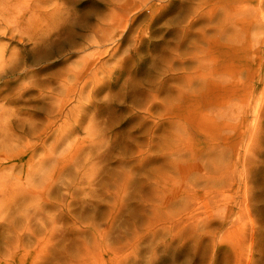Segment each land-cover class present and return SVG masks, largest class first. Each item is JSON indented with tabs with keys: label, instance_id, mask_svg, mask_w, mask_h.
<instances>
[{
	"label": "rangeland",
	"instance_id": "rangeland-1",
	"mask_svg": "<svg viewBox=\"0 0 264 264\" xmlns=\"http://www.w3.org/2000/svg\"><path fill=\"white\" fill-rule=\"evenodd\" d=\"M244 2L237 8L242 13L256 8L258 24L254 27L264 28L260 18L264 19L262 3ZM6 3L12 5L9 12ZM193 4H199V0ZM185 5L187 0H0V12L10 15L9 19L5 14L0 17V126L5 124V133L18 139L14 142L17 147H30L34 154L32 166H38L51 153L64 156L69 147H74L69 152L71 161L61 171L65 174L62 182H83L68 192L59 183L48 197V179L56 182L58 173L47 178L48 167L42 170L46 174L35 183V192L40 196L34 205L43 208L53 203L58 209L45 216L40 230L23 235L27 241L24 243L17 241L9 226L15 216V203L0 200V264L7 262L4 251L12 249L17 250L20 264H109L110 256L103 258L93 249V229L105 236L99 246L113 254L112 264H264V39L260 34L244 36L240 32L243 34L237 43H230L233 49L237 45L242 48L233 55L238 60L237 80L246 85L237 91V121L232 122H237L235 133L229 131L232 129H225L226 133L223 130V142L211 150L207 145L219 140L208 133L212 130H201L197 135L189 131L186 135L177 134L175 127L168 128L165 133L177 134L180 144L190 148L187 142L194 141L202 152L191 160L192 148L181 151L178 157L183 159V172L171 170L170 162L161 168L157 161L163 154L156 146V137L166 136L162 127L171 125L169 119L160 116L162 104L169 108L172 101L165 92L160 95L155 83L160 81L167 90L176 91L172 77L181 72V66L176 62L174 73L159 76L152 85L146 83V78L138 81L136 74L155 64L163 65L164 58L170 56L169 50L176 54L175 45L162 51L156 47L168 39L164 35L173 31L175 26L171 24ZM202 7L203 13L212 9ZM85 8L92 11L86 22L82 15ZM215 10L212 20L223 13L220 7ZM199 18L187 17L182 26L193 21L190 31L202 30L206 39H219L214 26L200 29L208 24V16L202 17L201 24ZM197 32L190 34L179 51L184 67L192 56L193 65L207 60V42H200ZM248 36V42L243 44ZM256 39L261 42L256 44ZM258 49L263 52L258 54ZM87 68L96 76L92 86L83 82L89 75ZM86 72L79 84L84 91L80 103L76 102L79 93L67 103L66 89L77 87L75 74ZM137 82L147 94L149 91L151 98L148 96L147 100L135 93L133 86ZM254 82L255 101L247 96ZM255 103L259 105L257 119L253 116ZM109 105L128 108L127 120L137 119V128L124 136L116 134L121 125L109 130L111 118L97 112L103 107L106 111ZM60 106H64L63 114L57 116ZM34 126L37 128L30 132L28 129ZM60 127L64 128L63 135L71 136L63 144L53 146ZM29 158L28 154L16 161L0 159V173L8 180V187L20 185L24 172L36 170L26 164ZM23 163L24 172L20 171ZM14 164L17 166L12 168ZM79 171L81 174L77 175ZM125 175L127 181L122 184ZM89 179L93 182L86 183ZM122 185L124 198H119L109 211L112 198L104 192L121 194L118 191ZM72 191L74 194L69 195ZM95 199L102 200L101 205ZM78 211L84 212L79 215ZM16 261L17 258L8 259L9 264Z\"/></svg>",
	"mask_w": 264,
	"mask_h": 264
},
{
	"label": "bare ground",
	"instance_id": "bare-ground-1",
	"mask_svg": "<svg viewBox=\"0 0 264 264\" xmlns=\"http://www.w3.org/2000/svg\"><path fill=\"white\" fill-rule=\"evenodd\" d=\"M193 1H197V0H187V5H185L182 9H180L178 11L177 15L175 14L176 17L174 18V20L171 24V25L175 26L173 31L165 33L164 37L165 38L168 37V39L167 40L163 39L162 41H160L161 42L160 45H158V47H156V49L158 51H162V50H165L170 45H175L176 49H177L176 54H174V53L171 54L170 53L171 50H169L168 54L170 56L168 59L164 58L163 62H165V63L163 65L155 64L153 67L150 66V67L146 68V70L144 72H139V75L136 74V77L138 78V81L141 78H146V83L152 85L153 82L157 81L156 79L159 76L160 77L165 76L168 72L170 74L174 73L173 72L174 71L173 70L174 64L176 62H178L179 65L181 66V70H180L181 72L178 74L176 73V75L172 77L174 84L177 86L176 91H171L170 88H169V90H167L166 86L162 85L160 83V81L159 82L157 81V83H155V84H158V86H159L158 89H159L160 95H161V93L163 94L165 92L166 95H170L169 101H172L170 106H168L169 108H167L166 105L162 102L163 103L162 104L163 113L160 116L165 117V119H169L168 123L169 124L171 123V125H165V127L164 128L162 127V129L165 133L168 128L175 127L174 130L177 134L184 133L186 135H188L189 131L191 133L194 132V135H197L199 133L201 134V130H203V131L212 130V131H208V133L211 132V134H212L211 137L216 136L219 138V140H218V142L211 141L213 144L207 145V148L214 150L213 146H219V145H221L220 144L221 141L223 142V139L221 137L223 134V130L225 133H226L225 129L227 130V128L232 129V131L229 130L230 132L237 130V128H236L237 122L232 123L233 121H237V103H236L237 91L242 90L240 88H243V86H246L243 84L241 85V83H243V82L242 81L240 82L239 79L237 80V72H238L237 70H239V68L237 69V61L238 60H237V56L235 57L233 55L234 52L236 54L238 53L237 48H239L240 50L242 48H240L239 45H237V47L233 49L231 47L230 43L233 41H235L237 43V38H239L240 35H242L243 33H244V36H247L251 33L253 36V32L260 34L262 36L261 40H263L264 39V28L262 25H257V27H256L257 29L254 27V24H258V19H256L255 16L259 11L255 12L256 8H252L249 10L246 9L244 13H242V11H240V9L237 8V4L242 3L244 1H247V0H199V4H193ZM259 1H260V3H262L261 9L263 10L264 0H259ZM251 3H253V1H251ZM6 4H8V3H6ZM3 5H5V4L3 3ZM193 5H195V6H193ZM10 6H12V5L8 4L7 11L10 9ZM202 6H207L208 8L212 7V9H208V10H206V13H203V11H202L203 7ZM6 7H7V5H6ZM219 7L223 11V13L220 12L221 16L212 20L211 19L212 15H214V17H215V15L217 13V11L215 9H217ZM92 8L93 7H91V9ZM259 8H257V10H259ZM91 9L85 8L82 11L83 20H85V22H86V20H90V18H91V14H92ZM223 9H225V11ZM214 10H215V12H214ZM207 11H208V13H207ZM8 12H6V11L3 12V14H5L7 16V19H9V16H10L7 14ZM3 14L0 12V17H2ZM196 15H199V17H200L199 18L200 24L204 22V21L201 22L202 17L204 15L208 16V20H207L208 24H205V26L200 28V29H203L208 25L214 26L216 28L215 33L218 32V34H219V35H217L219 37V39L218 38L211 39V40L206 39L205 35H207V34L204 31H202V30H199L198 32L196 31L200 35V37H199L201 39L200 42H202L204 44L207 42L205 44L206 45L205 53H206L207 60L204 62L198 61L195 65H193V63L191 64V61L193 60V56H192L189 59L190 62H188L187 66L184 67L185 64L182 61L183 55L181 56V53H179V51L181 50V48L183 47V45L185 44L187 39L192 34H194L196 32L190 31V30H192V25H194L193 21H189L187 26H182V23L184 22V20L187 17L193 18ZM237 17H238V19H237ZM260 18L262 19L261 21L264 22L263 17L260 16ZM12 22L15 23L14 20ZM211 22H212V24H211ZM81 25H82V27H85V28L87 27V25H85V23H83V21H82ZM240 32H243V33H240ZM214 35H216V34H214ZM249 36L246 38L247 41L245 40L243 42V44L245 42H248ZM213 37H216V36H213ZM70 38H71L72 44H75V38H73L72 33L70 34ZM195 38H198V37H195ZM199 38H198V41H199ZM256 40H258V41H256V44H259L261 42V40H259V39H256ZM257 52H258V54H260V52H263V51L258 49ZM203 53H204V49H203ZM244 53L242 54V56H244ZM247 54H249V53H247ZM208 56H209V58H208ZM244 57H246V56H244ZM244 57H243V59H244L243 61L245 62L246 59ZM165 59L167 61H165ZM244 67L247 68L248 66L245 64ZM89 69H91V68L86 69L88 71V73L90 71ZM88 73L86 72V73L75 74V76H76L75 79L77 81V87H75V85H73L72 86L73 90L66 89V93L68 96L67 103L72 102V100L74 99V97L78 93H79V96H78V99L76 100V102L78 101V104L80 103L79 100H81L82 94L84 93V91L81 90V88L79 87V84L81 83V81L83 79H85L84 77ZM95 80H96V76L92 73H89L88 77L85 79V81L83 80V82L85 83V85H91V84L93 85ZM256 84H257V82H254L253 85H250L251 88H249V89L251 91H249V94L247 93L248 94L247 96H250V98H251L249 100H254V101L256 100L255 99ZM91 86H88V87H91ZM78 87L80 90H78ZM133 89L135 90V93L138 94L141 98H146L147 100L149 98H151V96L149 95V91L147 94L146 90H144L145 88L142 87L139 82L135 83V85L133 86ZM72 91H73V94L71 93ZM203 93L205 96H207V93H208L209 96L205 97V96H203ZM245 93H246V90H245ZM148 96H149V98H147ZM239 96H241V95H239ZM239 96H238V98H239ZM241 97H243V96H241ZM247 98H249V97H247ZM247 98H246V100H247ZM81 103H83V101ZM63 108H64V106H60L59 108H57L58 110L56 113L53 112V110H50V113H55V115L61 116L63 114V111H62ZM122 108H124V107L120 106V105H109V106H107L106 111H105L104 107L97 109L98 115L105 116V113H106V115L111 118L109 121L110 122L109 125H111L109 127V130H111V127H113V126L115 127L116 125H121L119 132L116 133L117 136H124L129 131L130 132L133 131L134 129L137 128L136 125L138 124V123H136L137 119L134 120L132 118L131 120H127L126 115H130V110L128 108H126V110L125 109L123 110ZM247 111H249V109ZM258 111H259V105L255 103L254 108H253V113H254L253 116H255L256 119L258 116ZM123 114H125V116ZM52 123H54V121H52ZM52 123L49 122V125ZM122 123H124V127H122ZM3 127H5V124L0 126V138H1L0 139V159L1 160L9 159V160L16 161V160H20L22 157L27 156L29 154L30 158L28 161H26V164L31 165V168L36 167V170H33L31 172H24L23 168H24L25 163H23L20 166V171L24 172V176L21 177L23 179V182L20 185H17L15 188L13 187V186H15V184L10 185L8 187L7 186L8 180L6 178H3V176L0 173V200L9 199V202L15 203V208H14L15 216L11 217V219L9 221V226H10L11 231L17 235V237H16L17 241L22 240L24 243L27 241L25 240L23 235L32 232V230H35V231L40 230V224L44 221L45 216L48 215L49 213H52L53 211L56 212L58 209L56 207V205L53 203L52 204L47 203L46 206L43 205L44 209L40 208L39 206L35 207V205H34L35 199L40 196L39 194H37L35 192V188H34L36 186L35 183H37L38 180H40L46 174V172L44 173L42 170L45 169V167H48L49 173L47 174V178H49V176H51V173H54V172L58 173L56 182L53 181L52 179H48L49 180V184H48L49 186L47 187V191L49 193V194H47L48 197H51V192H52L53 188H55V186H57V184H59V183L61 184L63 189L68 192L69 189L74 190L75 187H77L79 184H81L83 182H74V181H72L73 179L71 180L72 182H65V181L62 182V176L65 174H63V172H61V171L68 165L67 163L69 161H71L70 158H71L72 154H70L69 152L74 151L73 150L74 147L73 148L69 147L67 153L64 156L61 155L60 157H56V156H54L53 153H51L49 155V157L44 158L41 162H39L38 166L33 164V166H34L33 167L32 166V163H33L32 157H34V154L32 153V150L30 149V147L29 146L17 147L14 144V142L18 141V139H14V138L12 139V135L5 133ZM36 128L37 127L34 126L33 128H30L28 130L30 132L31 131L33 132V130H35ZM71 128L73 129L74 127H71ZM62 129L64 130V128H61V127H60V129H58L59 131H57V132L59 134H57V136H55L54 144H52L53 146L63 144V142L67 141V139L71 136V133L63 135L65 133L63 132ZM46 130H48V129H46ZM139 131H140V129H139ZM237 132H240V131H237ZM195 133H197V134H195ZM233 133H235V132H233ZM177 134L174 135V134L165 133L166 136H163V137L157 136L156 137V139L159 140V144L156 143V146H158L160 148V153L163 154V157L157 158V161L160 162L159 166L161 168H163V166H166L170 162L169 166L172 168L171 170H173L174 172H176L177 170H182L180 172H183V168L180 165L184 166V162L182 161L183 159L180 160V157H178V155L181 154V151H184V150L189 151V149L192 148L191 149L192 151L190 152V153H192L191 160H192V158L197 159L199 157V153H201L202 151L201 152L198 151L197 147H198L199 143H195L194 141L193 142H190V141L187 142L188 143L187 146H189L190 148H187L186 145L180 144L181 139H178ZM205 134H207V133H205ZM234 138H236V137H234ZM100 141H102V140H100ZM149 142L150 141H148V145L150 144ZM42 143H43L42 145H44V142H42ZM193 144H196V145H193ZM96 145H98V144H96ZM231 148L234 149L235 144H233V147H231ZM6 150L7 151L9 150L8 154H7ZM167 157H169V158L171 157V158L168 159ZM185 157L186 156L184 155V158ZM72 161H73V158H72ZM208 162L213 163L211 161H208ZM16 166L17 165L14 164L12 166V168L16 167ZM82 168H84V167H82ZM65 172H68V171H64V173ZM80 172L81 171L77 172V175L81 174ZM84 176L83 175L81 176L82 179L85 178ZM21 178L19 177L18 179L20 180ZM122 180H123L122 184H126L127 176L125 175ZM19 182H21V180ZM92 182H93V179H89L86 181V183H92ZM124 186L125 185H122L121 186L122 189H120L118 191L121 194L117 193V194H114V196H112V194L109 193L108 191L104 192V195H106L108 197L111 195L110 198H112V202L108 204V206H112V208L109 211H112L115 208V205L119 201V198H121V200H123L124 195L126 193V191L124 190ZM154 187H156V186H154ZM72 194H74L73 191L69 195H72ZM119 195H121V197ZM7 196H11V198H8ZM220 196H222V195H220ZM220 196L218 195V198ZM224 196H226V195H224ZM96 199H97V196H96ZM96 199H95V201H99L97 203H99V205H101L102 200H96ZM54 200H57V197H55ZM60 200H63V199H60ZM88 206H89V208H92L93 203L91 205H88ZM85 208H86V210L88 209L87 206H85ZM96 209H98V208H96ZM83 212L84 211H78L77 213L79 215H81V214H83ZM95 212H97V211H95ZM109 215H110V213H109ZM194 218H196V217L194 216ZM200 218H202V217H200ZM200 218L198 217V219H200ZM198 219H197V221H198ZM189 220H192V219H189ZM261 225L264 226V220H262ZM93 230H94V232H93L92 237L94 238V241H95V245H94L93 249L97 252H100L103 258L110 256V258H108L109 264H112V261L114 260L112 258L113 254L109 255V253H111L109 250H108L109 253H108V251H102L103 247L99 246L101 244L102 239H104L105 236H103L102 235L103 233H101V232L98 233L96 229H93ZM75 238H77V237H75ZM263 239H264V236H263ZM49 243L50 242H48L47 244H49ZM13 245H14V243H12L10 247H12ZM4 252H6V253L3 255V257H5L7 260V262L6 263L4 262V264H9L8 259H10V258H17L16 264H20L21 259L18 255V252L16 249L6 250ZM106 262L104 261V264H106Z\"/></svg>",
	"mask_w": 264,
	"mask_h": 264
}]
</instances>
